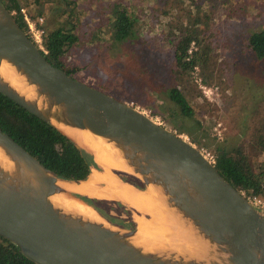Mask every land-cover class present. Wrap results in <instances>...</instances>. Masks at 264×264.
<instances>
[{"label": "water", "instance_id": "water-1", "mask_svg": "<svg viewBox=\"0 0 264 264\" xmlns=\"http://www.w3.org/2000/svg\"><path fill=\"white\" fill-rule=\"evenodd\" d=\"M2 60L22 72L36 95L26 98L1 76L0 93L83 149L52 120L111 143L131 168L112 172L138 190L152 187L174 221L164 230V241L149 249L135 242L137 222L134 228L115 225L81 197L127 205L120 200L70 193L106 225L67 213L50 199L59 190L58 181H84L91 173L81 180L60 178L0 128V147L15 169L8 172L0 165V236L26 258L36 264H264V210L232 186L193 143L52 65L0 2V64ZM104 185L95 184L99 190Z\"/></svg>", "mask_w": 264, "mask_h": 264}, {"label": "rangeland", "instance_id": "rangeland-1", "mask_svg": "<svg viewBox=\"0 0 264 264\" xmlns=\"http://www.w3.org/2000/svg\"><path fill=\"white\" fill-rule=\"evenodd\" d=\"M116 4L137 22L134 36L123 42L114 41L109 26L112 10L121 7ZM71 6L79 41L64 61L74 68V78L128 102L190 142L194 137L229 148L247 140L264 120V60L248 44L250 34L264 27V0H73ZM206 13L211 19L205 23ZM195 17L203 20L201 46L208 65L178 80L170 71L168 28L178 19L186 23ZM172 86L183 91L193 117L183 115L169 98ZM199 149L213 154L211 146ZM263 157L257 151L254 159ZM109 201L113 214L117 207L129 212L120 213L125 223L136 225L135 218L144 217L136 208Z\"/></svg>", "mask_w": 264, "mask_h": 264}, {"label": "trees", "instance_id": "trees-1", "mask_svg": "<svg viewBox=\"0 0 264 264\" xmlns=\"http://www.w3.org/2000/svg\"><path fill=\"white\" fill-rule=\"evenodd\" d=\"M0 2L34 41L21 9L26 11L30 20L43 29L40 49L42 54L52 65L73 76L74 68L67 67L64 61L69 49L79 41L76 28L77 15L75 8L71 6L73 0H59V2L55 0L56 3L51 0H0ZM111 17L109 26L115 42H123L134 36L136 18L128 13L125 7L121 5L113 9ZM40 18L41 24L38 21ZM209 19L211 15L206 13L205 23ZM199 21L203 20L195 17L183 23L182 19H178L172 28H168L169 42L173 48V65L170 71L178 80L194 67L205 68L208 65L207 50L202 49L201 46L202 30ZM248 44L255 57L264 60V27L250 34ZM168 96L177 104L183 115L193 117L194 110L182 90L172 86L168 89ZM257 125L247 140L229 148L218 143L203 142L194 137L190 140L198 148L201 146L213 148L215 168L238 191L243 192L245 196H258L264 200V157L258 161L254 159L257 151L264 156V120ZM0 128L60 178L86 179L93 168L100 169L89 152L2 93H0ZM81 198L95 207L105 218H110L108 211L111 208L109 206L111 201L84 196ZM134 227L133 221L128 228ZM0 264L36 263L26 258L14 244L0 236Z\"/></svg>", "mask_w": 264, "mask_h": 264}, {"label": "bare ground", "instance_id": "bare-ground-1", "mask_svg": "<svg viewBox=\"0 0 264 264\" xmlns=\"http://www.w3.org/2000/svg\"><path fill=\"white\" fill-rule=\"evenodd\" d=\"M0 76L26 98H33L36 95V87L28 83L22 72L11 62L6 60L1 61ZM39 103H41V100ZM52 121L80 146L90 151L96 162L102 167V170L92 171L84 181H58L59 190L51 196V202L56 207L62 208L69 214L77 215L83 220L104 222L96 211L72 197L70 193L74 192L89 197L120 200L149 216L147 219L143 217L135 218L138 228V237L135 242L143 244L144 247L149 249L157 247L155 242L163 240L162 234L164 230L168 228V225L174 226V221L170 213H167L162 208L160 198L154 189L147 187L143 190H138L120 180L112 172V170L130 172L131 168L125 163L119 151L111 143L86 129L70 127L57 120ZM0 165L5 170H8V172H15L14 163L2 147H0ZM97 182L105 184L103 189L99 190L96 188L95 184ZM175 231L176 233H180L178 228Z\"/></svg>", "mask_w": 264, "mask_h": 264}, {"label": "built area", "instance_id": "built-area-1", "mask_svg": "<svg viewBox=\"0 0 264 264\" xmlns=\"http://www.w3.org/2000/svg\"><path fill=\"white\" fill-rule=\"evenodd\" d=\"M22 12L24 13V17L25 20L29 26L30 32L32 34V36L34 37V42L39 46V48H42V33H43V29L37 27V24L34 21H31L30 18L28 17L26 11L24 9H21ZM38 21H42V19H38ZM35 25V27H33ZM35 29V31H34ZM197 67V66H196ZM194 67V68H196ZM202 153L204 154V156L211 162L214 163V155L207 152V151H203L201 150ZM242 194L244 195V193L242 192ZM245 196V195H244ZM245 198L251 202L252 204L258 206L259 208H261L262 210H264V200L262 198H259L258 196H245Z\"/></svg>", "mask_w": 264, "mask_h": 264}, {"label": "flooded vegetation", "instance_id": "flooded-vegetation-1", "mask_svg": "<svg viewBox=\"0 0 264 264\" xmlns=\"http://www.w3.org/2000/svg\"><path fill=\"white\" fill-rule=\"evenodd\" d=\"M117 173H118L119 177H121V179L125 178L126 180L130 181L134 185H137V186L141 185L140 182L138 180H136L134 177H130L128 175L122 176L119 172H117ZM139 187L142 188V186H139ZM110 203H112V202H110ZM115 210H117V214L112 213V207H111L108 211V215L110 218L106 217V219L108 221H110L111 223L118 225V226H121V227H124V228H128L129 226H131V223H129V224L125 223L126 220L124 218H122V216L120 214V213H125L126 215L127 214L129 215V212L124 210L123 208L119 210L118 207L115 208Z\"/></svg>", "mask_w": 264, "mask_h": 264}, {"label": "crops", "instance_id": "crops-1", "mask_svg": "<svg viewBox=\"0 0 264 264\" xmlns=\"http://www.w3.org/2000/svg\"><path fill=\"white\" fill-rule=\"evenodd\" d=\"M93 171H97V170H93ZM92 173V172H91ZM97 198V197H96ZM136 210V209H135Z\"/></svg>", "mask_w": 264, "mask_h": 264}]
</instances>
